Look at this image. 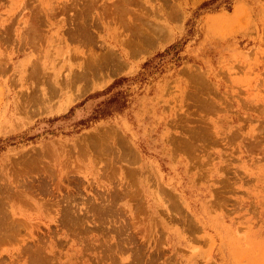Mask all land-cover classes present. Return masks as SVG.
Here are the masks:
<instances>
[{
  "label": "rangeland",
  "instance_id": "1",
  "mask_svg": "<svg viewBox=\"0 0 264 264\" xmlns=\"http://www.w3.org/2000/svg\"><path fill=\"white\" fill-rule=\"evenodd\" d=\"M207 1L0 0V264H264V0Z\"/></svg>",
  "mask_w": 264,
  "mask_h": 264
},
{
  "label": "trees",
  "instance_id": "2",
  "mask_svg": "<svg viewBox=\"0 0 264 264\" xmlns=\"http://www.w3.org/2000/svg\"><path fill=\"white\" fill-rule=\"evenodd\" d=\"M230 0H208L207 2L203 3V6L207 5V4H213L215 3L214 5V8L217 7L219 4H224V3H229ZM178 44H173V45H169L165 50H164V53H158L154 56V58H158L160 56H162L163 54L167 53V51L169 49H174L177 47ZM150 63V61H146L143 63V67L145 66H148ZM125 80L124 77H119L115 80H113V82L107 87L106 91L107 92L110 88L112 87H116V86H119L121 82H123ZM115 93H118V91H116ZM113 100V97H110L109 99L106 100V103L107 102H111ZM123 101H120V104H122ZM101 114V112H99Z\"/></svg>",
  "mask_w": 264,
  "mask_h": 264
}]
</instances>
